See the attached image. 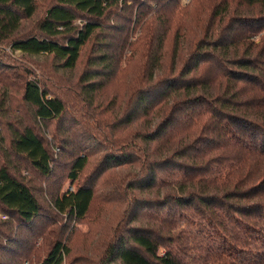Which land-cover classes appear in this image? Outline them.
<instances>
[{
    "label": "trees",
    "instance_id": "obj_1",
    "mask_svg": "<svg viewBox=\"0 0 264 264\" xmlns=\"http://www.w3.org/2000/svg\"><path fill=\"white\" fill-rule=\"evenodd\" d=\"M37 1L0 0V42ZM35 28L9 48L64 69L96 41L78 81L86 92L104 93L125 64L136 70L108 101L112 119L80 121L78 144L47 143L42 132L67 120L66 105L39 80L21 82L32 120L13 116L7 132L0 120V264H64L66 221H83L97 180L123 166L132 171L100 185L125 212L98 264H264V0H54ZM7 69L0 62V116L15 87Z\"/></svg>",
    "mask_w": 264,
    "mask_h": 264
},
{
    "label": "rangeland",
    "instance_id": "obj_2",
    "mask_svg": "<svg viewBox=\"0 0 264 264\" xmlns=\"http://www.w3.org/2000/svg\"><path fill=\"white\" fill-rule=\"evenodd\" d=\"M54 4V0H38L36 4V11L33 16L29 19H25L21 22V26L18 31L8 40L0 42V62L10 69L2 70L4 78L6 77L10 83H13L15 87H8L7 92L10 96V101L7 103V108H10L8 115L0 116L1 124L4 127V131L7 132L5 123L12 122L13 116H19L23 122L31 121L32 108L25 105L21 100L22 89L20 84L25 79L39 80L43 83L50 93L54 96H60L66 105L67 120L53 121L47 127L49 133L44 130L42 136L45 135L48 144L52 142V136H55V142L51 145L57 144L62 140L72 141L76 140L74 144H78L79 136H74V131L78 129V125L81 120L88 118V114H92L96 119L87 120L86 124H90V129L96 120L112 119L108 101L114 98L117 93L123 89L124 80L130 78L132 73L136 70L133 68L123 66V71L118 74L116 80H111V83L106 87V91L86 92V88L83 84L79 83L81 74L87 69L91 72L87 66V58L92 55L90 53L92 44L96 41L93 39L87 42L85 46L81 47L80 58L74 67V69H64L61 67L59 60L54 59L53 55H26L19 51H12L10 47L11 40L17 37L25 36L36 31L37 22L43 17L45 11ZM166 46V57L163 61L162 69H169L171 65V44ZM131 66V65H130ZM180 66V65H179ZM92 68V67H91ZM180 70V68H175ZM96 70H102L104 73L106 69L97 68ZM106 73V71H105ZM5 78V79H6ZM96 80H103V77H99ZM124 83V84H123ZM107 84V83H104ZM7 86V83L4 85ZM3 91L0 90V93ZM93 106L88 108V102ZM107 109V110H106ZM99 113L100 117L97 115ZM134 125L128 127L127 132L134 130ZM140 128V127H139ZM39 128L36 127V130ZM137 129V125H136ZM69 133L66 134L65 131ZM145 129H140L143 131ZM71 133V134H70ZM5 134V133H4ZM6 135V134H5ZM44 138V137H43ZM140 143V142H138ZM8 144V138L6 137V145ZM70 148V147H69ZM102 153L95 152L89 156V163L86 170L81 175V180L89 179L93 176V172L101 162ZM65 156L61 158L63 162ZM63 170V167L60 166ZM61 170V171H62ZM132 170L128 166L114 167L106 172L102 177L97 180L96 190L97 197H95L87 217L83 221H66L69 224L64 233V239L67 238V246L70 248V255L65 258L64 264H98L99 259L104 253V246L109 243L114 236L117 234V227L120 221L121 215L125 212V207L121 201H117L114 192L108 193L107 191H101L100 185L103 182H116L125 177L127 173ZM45 183H42L41 179L35 178L33 188H35V194L38 196L41 193L42 187ZM63 189L69 188L68 182L65 181L62 184ZM112 187V186H111ZM110 187V188H111ZM62 189V190H63ZM164 191H161V194ZM146 194V193H145ZM144 194V196H146ZM163 195H161L162 197ZM46 208H50L49 205H45ZM134 213V209L131 211ZM65 218V217H64ZM59 222H64L58 217L56 218ZM79 256V257H76Z\"/></svg>",
    "mask_w": 264,
    "mask_h": 264
}]
</instances>
